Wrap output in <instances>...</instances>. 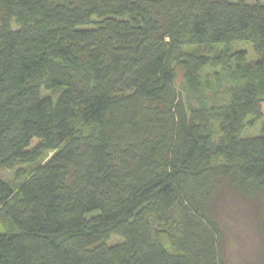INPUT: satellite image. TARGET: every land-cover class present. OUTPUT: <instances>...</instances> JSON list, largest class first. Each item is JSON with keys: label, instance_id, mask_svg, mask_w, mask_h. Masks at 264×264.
<instances>
[{"label": "trees", "instance_id": "trees-1", "mask_svg": "<svg viewBox=\"0 0 264 264\" xmlns=\"http://www.w3.org/2000/svg\"><path fill=\"white\" fill-rule=\"evenodd\" d=\"M235 42L258 57L238 54L243 81L188 104L184 48ZM248 116L264 119L259 0H0V264H229L227 188L255 203L264 264V125L243 137Z\"/></svg>", "mask_w": 264, "mask_h": 264}, {"label": "rangeland", "instance_id": "rangeland-1", "mask_svg": "<svg viewBox=\"0 0 264 264\" xmlns=\"http://www.w3.org/2000/svg\"><path fill=\"white\" fill-rule=\"evenodd\" d=\"M255 2L257 0H248ZM264 3V0H259ZM95 22V21H94ZM186 57L176 64V84L186 93L188 104L193 106H213L225 99L228 88L242 82L236 73L238 54L242 51L247 54V60L255 63L257 54L254 46L248 42L215 45L213 48L204 46H187L184 48ZM206 57L209 64L204 66L199 74V87L194 88L187 82L186 65L193 58ZM54 94V92H45ZM264 119L255 116L246 118L243 137L258 136L263 132ZM218 137V129L214 130ZM38 142L33 141V145ZM27 172L32 170L31 165H23ZM15 170H5L2 176L12 180ZM18 187V186H17ZM255 203L245 199L233 189L227 188L220 201V213L226 231V259L229 264H258L262 257V238L255 223ZM6 229L0 225V232Z\"/></svg>", "mask_w": 264, "mask_h": 264}]
</instances>
